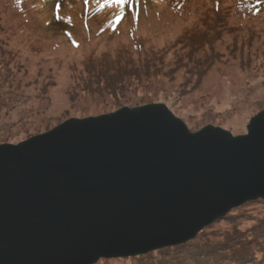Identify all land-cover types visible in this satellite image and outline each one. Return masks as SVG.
Wrapping results in <instances>:
<instances>
[{
    "label": "rangeland",
    "instance_id": "1",
    "mask_svg": "<svg viewBox=\"0 0 264 264\" xmlns=\"http://www.w3.org/2000/svg\"><path fill=\"white\" fill-rule=\"evenodd\" d=\"M159 104L192 134H247L264 111V0H0V146ZM96 264H264V200L184 244Z\"/></svg>",
    "mask_w": 264,
    "mask_h": 264
},
{
    "label": "water",
    "instance_id": "2",
    "mask_svg": "<svg viewBox=\"0 0 264 264\" xmlns=\"http://www.w3.org/2000/svg\"><path fill=\"white\" fill-rule=\"evenodd\" d=\"M192 134L165 105L0 146V264H95L184 244L264 200V111Z\"/></svg>",
    "mask_w": 264,
    "mask_h": 264
},
{
    "label": "trees",
    "instance_id": "3",
    "mask_svg": "<svg viewBox=\"0 0 264 264\" xmlns=\"http://www.w3.org/2000/svg\"><path fill=\"white\" fill-rule=\"evenodd\" d=\"M84 1H86V0H84ZM218 9L219 8H217V11L215 12V14L216 15H218ZM212 33V32H211ZM213 34V33H212ZM209 35H210V33L207 35V34H201V36L200 35H198V38H202V40L200 41H198L197 40V45H196V48H194L193 47V49L194 50H202V49H205V48H207L208 46H209ZM204 41V42H203ZM205 42H207V43H205ZM191 49V48H190ZM205 51V50H204ZM203 51V52H204ZM126 52H124L123 54H121V55H119L118 54V56L120 57V58H124V57H127V55H129L128 53H126ZM154 57V56H153ZM151 62H147V64H145V66H144V69H147L148 68V66H153V67H156V64L157 63H155V61H154V59L153 58H151V59H149ZM109 62H110V60H108ZM108 62V63H109ZM151 63V64H150ZM105 64H107V63H105ZM126 65H131L132 66V64H125L124 66H126ZM87 66V65H86ZM135 66V65H134ZM137 66V65H136ZM135 66V67H136ZM147 67V68H146ZM100 68V67H99ZM137 69L139 68V65L136 67ZM86 74H87V76H89V78H97L98 77V75H99V69L96 67V66H93V65H91V66H87L86 67ZM104 69V68H103ZM102 70V69H101ZM103 71H105V69L103 70ZM119 85H120V83H119ZM108 90H113V91H115V92H118V90H119V87H109V89Z\"/></svg>",
    "mask_w": 264,
    "mask_h": 264
},
{
    "label": "snow or ice",
    "instance_id": "4",
    "mask_svg": "<svg viewBox=\"0 0 264 264\" xmlns=\"http://www.w3.org/2000/svg\"><path fill=\"white\" fill-rule=\"evenodd\" d=\"M119 2L123 3L124 0H119ZM119 20H120V18H117V21H115V23H119ZM74 46H76V45H74Z\"/></svg>",
    "mask_w": 264,
    "mask_h": 264
},
{
    "label": "bare ground",
    "instance_id": "5",
    "mask_svg": "<svg viewBox=\"0 0 264 264\" xmlns=\"http://www.w3.org/2000/svg\"><path fill=\"white\" fill-rule=\"evenodd\" d=\"M251 202H252V201H251ZM247 203H249V202H247ZM247 203H245V204H247ZM245 204H243V205H245ZM243 205H242V206H243ZM166 248H167V247H166ZM149 253H150V252H149ZM147 254H148V253H147ZM145 255H146V254H145ZM95 264H96V263H95Z\"/></svg>",
    "mask_w": 264,
    "mask_h": 264
}]
</instances>
